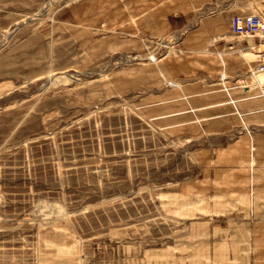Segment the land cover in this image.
Instances as JSON below:
<instances>
[{"label": "rangeland", "instance_id": "374dc122", "mask_svg": "<svg viewBox=\"0 0 264 264\" xmlns=\"http://www.w3.org/2000/svg\"><path fill=\"white\" fill-rule=\"evenodd\" d=\"M264 0H0V264H264Z\"/></svg>", "mask_w": 264, "mask_h": 264}, {"label": "built area", "instance_id": "2783aa9c", "mask_svg": "<svg viewBox=\"0 0 264 264\" xmlns=\"http://www.w3.org/2000/svg\"><path fill=\"white\" fill-rule=\"evenodd\" d=\"M233 29L237 34L256 35L263 29L262 20L251 16H236L233 20Z\"/></svg>", "mask_w": 264, "mask_h": 264}, {"label": "bare ground", "instance_id": "6f19581e", "mask_svg": "<svg viewBox=\"0 0 264 264\" xmlns=\"http://www.w3.org/2000/svg\"><path fill=\"white\" fill-rule=\"evenodd\" d=\"M248 17H251V16H248ZM254 17H257V18H259V19L262 20V23H263V29H262L261 31H263V30H264V20H263L260 16H254ZM261 31H259V32H261ZM259 32H258V33H259Z\"/></svg>", "mask_w": 264, "mask_h": 264}]
</instances>
